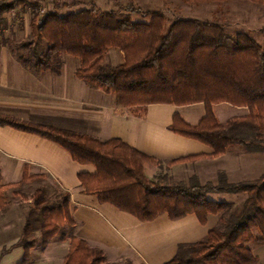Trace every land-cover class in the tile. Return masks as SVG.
Returning <instances> with one entry per match:
<instances>
[{
    "label": "trees",
    "instance_id": "obj_1",
    "mask_svg": "<svg viewBox=\"0 0 264 264\" xmlns=\"http://www.w3.org/2000/svg\"><path fill=\"white\" fill-rule=\"evenodd\" d=\"M249 1L264 5V0ZM84 2L88 6L64 11ZM113 3L115 9L103 10L93 0H0V47H7L34 74L45 70L59 73L63 55L74 56L79 59L76 77L112 93L116 106L138 115L149 104L202 103L204 115L196 124L187 123L176 112L169 129L207 144L212 151L167 161L168 166L216 158L232 146L250 152L264 149V44L244 31L229 34L224 17H215L216 22L176 17L166 26L161 12L142 11L132 0ZM26 11L31 14L27 35L19 39L7 36L6 31L17 24L15 18L8 22L7 14ZM133 13L149 20L135 22ZM220 103L245 112L221 122L213 111V105ZM0 125L49 139L76 162L93 165V172L77 174L83 192L138 220L150 221L164 213L172 220L194 214L204 224L210 214L218 215V223L204 238L179 243L174 255L162 264L257 262L248 244L264 243V173L253 180L231 182L220 171L215 182L200 183L191 176L188 182L163 184L161 179L168 180L167 174L160 171L150 178L145 171L147 166L161 168L163 161L120 138L100 140L3 112ZM34 181L40 185L25 195L23 187ZM9 190L24 198L23 224L18 239L3 248L0 257L19 246L22 259L18 264H25L32 248H45L58 235L60 241L68 240L61 264H111L102 249L74 235L76 221L69 192L50 183L46 173L30 172L26 167L20 179L10 183H3L0 173V214L11 208ZM212 192H241L246 197L234 215L230 203L206 196Z\"/></svg>",
    "mask_w": 264,
    "mask_h": 264
},
{
    "label": "crops",
    "instance_id": "obj_2",
    "mask_svg": "<svg viewBox=\"0 0 264 264\" xmlns=\"http://www.w3.org/2000/svg\"><path fill=\"white\" fill-rule=\"evenodd\" d=\"M78 66L79 59L66 54L59 73L45 70L34 74L24 68L7 47L1 46L0 112L100 140L120 138L140 152L163 161L161 168L147 166L145 169L150 178L160 171L167 174L168 180L161 179L163 184L188 182L191 176L200 183L216 181L220 171L235 182L234 177L251 175L259 164H264V154L232 146L216 158L168 166L167 161L212 151L207 144L169 129L176 112L187 123L196 124L204 115L203 104L189 107L149 104L145 112L138 115L130 108L116 106L112 93L76 77ZM230 157L233 159L230 163L217 165ZM26 167L30 172L46 173L50 183L69 192L70 210L76 221L74 235L102 249L105 260L111 264H162L174 255L179 243L204 238L218 223L217 214H210L204 224L194 214L172 220L164 213L150 221L138 220L108 203L99 202L95 195L83 192L77 174L93 172V165L76 162L64 148L49 139L0 125L1 181L3 177L9 178L3 183L19 180ZM9 227V222L0 217V234L7 233ZM17 239L15 236L7 238L5 241L11 243L6 247L1 244L0 251ZM64 243L67 252L68 240L60 241ZM248 246L258 258L254 264H264V243L250 242ZM20 253L17 251L18 256ZM5 254L0 257V264H16L7 260ZM47 258L49 255L45 254L43 261Z\"/></svg>",
    "mask_w": 264,
    "mask_h": 264
},
{
    "label": "rangeland",
    "instance_id": "obj_3",
    "mask_svg": "<svg viewBox=\"0 0 264 264\" xmlns=\"http://www.w3.org/2000/svg\"><path fill=\"white\" fill-rule=\"evenodd\" d=\"M59 3L71 2L72 0H56ZM87 1V0H85ZM97 6L103 10L115 9L116 5L113 0H93ZM128 0H118V2L126 3ZM134 4L142 9V11H158L165 15L166 26L169 25L176 17L196 18L200 20H206L210 22H216L220 15H225L226 30L229 34H234L238 31H244L250 34L258 43L264 44V5L255 4L249 0H228L221 2H205V3H189L184 0H132ZM88 6L86 2L78 4L70 8H65L64 11H75L79 7ZM19 9V6L18 8ZM18 11V10H17ZM30 11L17 14L15 12L7 14L8 22L15 18L16 25H13L11 29L6 31L7 36L14 38H23L29 32V20L31 17ZM131 19L135 22L148 21L149 18L143 16L140 13L131 14ZM66 55V54H64ZM63 55V56H64ZM112 62V61H111ZM116 62V61H115ZM186 105L184 107H189ZM213 111L216 118L224 122L227 119L244 114L245 110L242 108H236L226 103H220L213 105ZM235 149H243L241 146H234ZM253 153L264 154V149H258L251 151ZM232 157L218 162L217 165L221 166L228 164L232 161ZM237 164V163H233ZM259 168H255L250 174L245 177H234L233 179L240 180H253L258 177L261 172H264V164H259ZM243 178V179H241ZM9 178L3 177L2 182H6ZM230 181V180H229ZM211 182H215L212 181ZM234 182V181H231ZM40 183L38 181L31 182L23 187L25 195L32 193ZM8 196L12 200L10 210L5 214H0V217L9 222L10 227L5 234H0V245L8 246L11 242L5 241L9 237H19L22 224L23 215L25 209V201L23 197L13 195L12 190L8 191ZM208 198L218 201H224L231 204V213L237 214L241 208V204L246 197L245 193L241 192H215L207 193ZM216 226V225H215ZM218 226V225H217ZM2 235V236H1ZM20 250V255H17V251ZM49 255L47 261H43L45 254ZM66 253V244H60L58 235L53 238L48 246L41 248L36 245L30 251V257L25 264H55L60 263L62 257ZM7 260L13 261L18 264L22 259V248L19 246L13 247L5 254Z\"/></svg>",
    "mask_w": 264,
    "mask_h": 264
},
{
    "label": "built area",
    "instance_id": "obj_4",
    "mask_svg": "<svg viewBox=\"0 0 264 264\" xmlns=\"http://www.w3.org/2000/svg\"><path fill=\"white\" fill-rule=\"evenodd\" d=\"M41 12L43 11V9L40 10Z\"/></svg>",
    "mask_w": 264,
    "mask_h": 264
}]
</instances>
